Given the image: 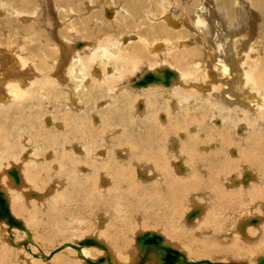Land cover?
Returning <instances> with one entry per match:
<instances>
[{
	"label": "bare ground",
	"instance_id": "6f19581e",
	"mask_svg": "<svg viewBox=\"0 0 264 264\" xmlns=\"http://www.w3.org/2000/svg\"><path fill=\"white\" fill-rule=\"evenodd\" d=\"M20 1L0 0V17H3L5 25L12 23L14 18L24 29L19 38L28 39L24 46L19 47L17 43L18 47L13 46L11 35L3 34L5 30H1L6 45H0V109L13 104L17 108L20 106L17 110L27 107L22 104L27 96L43 88L47 90L45 84L52 82L63 85L69 102L65 103L68 115L63 122L54 120V109L49 110L51 116L45 118L31 112L35 126L43 130L34 131L37 142L36 138L33 141L26 137L23 131L18 132L15 140H9L8 134L0 133V145L3 146L0 147V190L6 196L11 214L25 227H12L8 231L6 223L0 221V264H87L84 258L96 260L105 255V251L97 246H79L78 241L86 237L101 242L116 264H133L138 252L135 237L144 231L136 230L134 234L133 227L137 222L144 228L161 229L163 226L177 233L178 236L162 234L157 229L145 230L162 235L188 260L204 258L210 262H221L211 258L217 252L238 259L243 256L251 259L256 253L264 252V64H258V51L255 52L248 42L253 37L258 38L257 46L262 44L264 36L260 29L264 30V13L260 15L259 11L257 14V9L250 8L249 3L253 0H134V4L133 0H128L129 5H126V0H103L110 4L103 7L106 20L103 18L104 24H95V27L100 31V27L108 29L114 25V38L105 36L96 45L91 43L94 40L80 38L69 44L63 43L62 50L53 47L60 64L50 54L51 48L39 45L42 56H39L38 67L32 62L28 65L29 61L23 59L22 51L40 38H37L34 11L10 4L30 2ZM62 1L68 6L58 5L56 9H61L64 18H69L65 19L64 29L87 36L90 27L87 28L85 22L95 14L90 10L92 0L84 3L90 11L79 15L77 28L69 22L70 17L85 0ZM254 19L260 21L255 24L256 32L253 33L249 24ZM117 20L115 26L113 22ZM83 23L86 26L81 30ZM130 26L140 31L124 35L126 31L123 33L122 30ZM63 38L67 39L66 36ZM145 57L146 69L133 80L128 79L126 71H134ZM90 67L91 82L96 88L87 90L84 83L89 80ZM162 67L176 73L170 85H133L146 71ZM47 73H50L48 79L58 76V81H44ZM72 79L79 82L73 86ZM104 83L111 98L122 91L137 93L134 94L135 100L136 95L145 98V101H136L138 109L133 106L137 119L131 128L127 122L123 123L122 119L128 117L121 113L117 115L120 129L102 134L104 127L99 125L101 120L96 113L91 114L93 121L89 122L90 127L85 123V114H79L83 111V103H77L78 91L87 90L84 95L92 97ZM70 111L77 113L71 116ZM14 113L6 128L15 126L14 130L19 131L21 116L17 111ZM104 124L108 125V121ZM0 128H3L1 123ZM139 129L145 132L142 135L131 134ZM27 148L29 152L25 151ZM11 168L17 170V183L9 174ZM75 169L80 176L74 174ZM244 173L249 177L242 183ZM54 183L57 184L54 187L59 191L58 196L53 190ZM58 183L64 186L59 187ZM203 195H207V203L201 202L205 199ZM46 205L59 217L63 213V216L67 215V223L64 222L60 229L76 230L67 237L70 241L60 240L62 242L56 247L64 246L47 259L41 254L48 255L56 247L50 250L46 245H40L32 226L38 223L37 209ZM194 209L199 213L187 220V213ZM219 214L221 219L217 217ZM95 215L99 220L94 218ZM52 218L62 221L57 216ZM253 218L258 219L256 223L248 222ZM188 221L196 223L192 225L199 229L203 225L210 236L203 234L197 239L195 229L187 232L186 236L180 235L185 233L181 225L190 228ZM220 229L229 232L230 237L223 239L218 236ZM249 234L255 236L249 237ZM28 237L29 241L23 245ZM171 237L178 238L180 243H173ZM68 243L78 246L79 250ZM131 243H134L136 251ZM255 259L256 263L258 258ZM147 261L146 264L157 262L155 259Z\"/></svg>",
	"mask_w": 264,
	"mask_h": 264
},
{
	"label": "rangeland",
	"instance_id": "374dc122",
	"mask_svg": "<svg viewBox=\"0 0 264 264\" xmlns=\"http://www.w3.org/2000/svg\"><path fill=\"white\" fill-rule=\"evenodd\" d=\"M6 1V0H5ZM15 1H17V0H15ZM19 2H21L20 0H18ZM56 2H54V1H52V0H43V1H39V0H30V2H29V0H27V2H29V3H26V1L24 2V4L25 5H23V4H20V3H15V2H12V3H10L11 4V6L12 7H17L18 8V6H19V9H24V10H29V11H34V17L36 18L35 20H36V23H35V25H36V29L38 30L37 32H38V34H41V35H38L37 34V38H40V40L39 39H36V40H33L32 42H31V44H30V48H27V50H23L22 51V53H23V59L25 60V61H29V63H27L28 65L32 62V65H34L35 67H38V66H40V64H38V60L40 61V59H39V56H42V53L40 54V52H42L41 51V49H40V47H38L39 45H42V46H44L45 47V45H46V47L45 48H48V49H52V51L50 52V54H52L53 56H54V58H55V62H57L58 61V64H60V61H59V56H58V53H54L53 52V50H54V48L55 49H58V51L59 50H62L63 49V47H61V46H63V43H64V45L65 44H69V42H72L73 40H79L80 38V40H82V39H85V40H91V41H93V42H91L92 44H94V45H96V43H97V41L98 40H100V38L102 39V38H106V37H111V38H114V35H112L113 34V31H114V25H111L110 26V28H105L106 29V31H105V29H101V27H100V31H98L97 29H96V25L95 24H97L98 26H100V25H102V23L104 24V19L106 20V16L104 15V13L102 12L103 11V9H105V8H103V7H109L110 6V4L108 3V2H106V1H103V0H92V2L93 3H91V5H92V8L90 9L91 10V12H93V13H95L94 14V16L92 15L91 17H88L87 18V21L85 22L86 23V25H88V26H86L84 23L82 24V27H81V30H82V28H84L85 29V26L88 28V27H90V29L89 30H87L88 31V34H87V36L84 34H82V32H81V34L80 33H75L73 30H72V32H74V33H71V31H66L64 28V25H65V23L67 24V21H65V19L66 18H64V16L61 14L62 13V11H61V9L60 10H57L56 8H57V6L58 5H61V6H63L64 8H66L68 5H65L64 3H63V1L62 0H55ZM116 1V0H115ZM230 2L231 1H233V0H229ZM246 1V0H245ZM248 1V0H247ZM254 1V2H253ZM253 1H250V3H249V6H250V8L251 9H254V10H256L255 12L257 13V14H259V13H261L260 15H263V11H264V0H253ZM9 2V1H8ZM39 2V3H38ZM41 2V3H40ZM86 2H89V0H85V2H83L82 4H79L78 5V10H76V9H74L75 10V13L74 14H72L71 15V17H70V23H71V25L73 26V28H77L78 27V25H80L79 24V17L80 16H83V14H85L84 13V11L86 12V13H88L90 10H89V7H87L86 8V6H84V3H86ZM255 2H259V3H256L255 4ZM56 3V4H55ZM108 3V4H107ZM126 5H129L130 4V2L128 1V0H126ZM133 4L135 3L134 2V0H133V2H132ZM12 4H14V5H12ZM20 4V5H19ZM27 4H29V7H27ZM33 6H32V5ZM55 4V5H54ZM64 4V5H63ZM115 4H116V2H115ZM255 4V5H254ZM40 5H42V7L40 6ZM108 5V6H107ZM118 5V4H117ZM252 5V6H251ZM257 5V6H256ZM27 7V9H26V7ZM55 6V7H54ZM111 6H112V4H111ZM230 6H231V9H232V7H233V5L232 4H230ZM259 6V7H258ZM53 7H54V9L55 10H57V11H55L54 9H53ZM94 7H96V8H94ZM256 7V8H255ZM30 8V9H29ZM249 8V7H248ZM52 10H54V11H52ZM83 12H82V11ZM99 10V11H98ZM101 10V11H100ZM263 10V11H262ZM10 11V10H9ZM59 11H61L60 13H59ZM260 11V12H259ZM78 12L80 13V14H78ZM157 12V11H156ZM230 13L232 12V11H229ZM259 12V13H258ZM57 13H58V15H57ZM75 15V16H74ZM80 15V16H79ZM13 16V15H12ZM42 16H44V17H42ZM46 16V17H45ZM63 17V18H62ZM87 17V16H86ZM258 17V16H257ZM262 17H264V15L262 16ZM3 18V17H2ZM1 17H0V45L2 44H4V45H6V38L5 37H3V36H5V35H2V31L3 30H5V31H3V34H10L11 35V42H12V45L13 46H19V47H21V46H24V43L26 44V43H28V39L26 40V39H24V38H22V37H20L19 38V35L20 34H22L21 33V31H23L22 29H21V27H22V25H20V23L18 22V21H16L14 18H12V23L10 22V24L9 25H5L6 23L4 22V20L2 19ZM44 18V20H42ZM46 18V19H45ZM62 18V19H61ZM104 18V19H103ZM69 18H67L66 20H68ZM38 20V21H37ZM90 20V21H89ZM96 20V21H95ZM102 20V21H101ZM3 21V22H2ZM260 21V19H254V20H250V28L253 30V33L254 32H256V25H257V22H259ZM68 22V24H70ZM91 22V23H90ZM92 22H93V24H92ZM107 22H109V21H107ZM107 22H105V23H107ZM118 22V20L115 22H113V24H115V26H116V23ZM253 22V23H252ZM19 23V24H18ZM37 23H38V25H37ZM89 23H90V25L92 26H89ZM99 23V24H98ZM61 24V25H60ZM74 24H76V26H74ZM78 24V25H77ZM256 24V25H255ZM18 25H20V28H18L19 26ZM44 25V26H43ZM47 25H49V26H47ZM108 25H109V23H108ZM11 26V27H10ZM45 27L48 29H45ZM51 27V28H50ZM57 27H59V28H57ZM104 27V26H103ZM1 28H4V29H1ZM42 29V30H41ZM62 29V30H61ZM66 31H64V30ZM66 29H67V27H66ZM128 29V30H127ZM2 30V31H1ZM49 30H51V31H49ZM69 30V29H68ZM41 31V32H40ZM61 31H64L63 33L61 32ZM91 31V32H90ZM109 31V32H108ZM123 33H124V35H127V34H131V33H136V32H138V31H140V29L139 30H137V29H133L131 26L130 27H126V28H124L123 30ZM136 31V32H135ZM264 30H261L260 29V32H262V35L264 36V32H263ZM27 32V31H26ZM46 32V33H45ZM48 32V33H47ZM142 32V34H143V36H146L145 35V33L143 32V31H141ZM47 34V35H45V34ZM52 33V34H51ZM106 33H109L108 35L106 34ZM43 34H44V36H43ZM59 34V35H58ZM63 34V35H62ZM68 34V35H67ZM72 34V35H71ZM50 35V36H49ZM54 35V36H53ZM61 35V36H60ZM90 35V36H89ZM110 35V36H109ZM2 36V37H1ZM17 36V37H16ZM41 36V37H40ZM46 36V37H45ZM56 36V37H55ZM67 37V39L66 40H64V38L63 37ZM70 36V37H69ZM106 36V37H105ZM160 34L158 35V38H160ZM45 37V38H44ZM84 37V38H83ZM92 37V38H91ZM43 38L44 39H46V40H43ZM50 38V39H49ZM55 38V39H54ZM72 38V39H71ZM94 38V39H93ZM60 39V40H59ZM69 39H71V40H69ZM257 39L258 38H253V37H251V39L250 40H248V42H249V44H250V46L254 49V51L256 52V50L258 51V64L260 65V66H262L263 64H264V55L262 54L263 53V51H264V40H262V44H260L259 46H257ZM57 40V41H56ZM42 41V42H41ZM52 42V43H51ZM16 43H17V45H16ZM58 43V44H57ZM254 43H255V45H254ZM35 44V45H34ZM49 44H51V46L49 45ZM60 44V45H59ZM52 45H54V46H52ZM55 45H56V47H55ZM17 46V47H18ZM41 46V48H43V49H45L44 47H42ZM255 46H257V49L256 48H254ZM5 47V46H4ZM54 47V48H53ZM114 49V48H113ZM113 49H111V51H113ZM260 50V51H259ZM8 51V50H7ZM25 51V52H24ZM32 53H31V52ZM39 51V52H38ZM114 51H115V49H114ZM47 52V51H46ZM18 53V52H17ZM25 53V54H24ZM261 54V55H260ZM31 55H33V56H31ZM57 56H58V58H57ZM262 56V57H261ZM34 57V58H33ZM260 57V58H259ZM36 59V60H35ZM260 59V60H259ZM263 61H262V60ZM145 60H147L146 59V57L143 59V61H142V59H141V61H140V64H138L137 66L138 67H136L135 69H134V71L132 70H130L129 68H128V70H130L129 71V73H128V71H126V73H125V75H126V77L128 78V79H134V78H136L137 76H139L140 75V73L141 72H143V70H145L146 69V67L144 66V65H146V62L147 61H145ZM34 63V64H33ZM263 63V64H262ZM128 66H130V64H128ZM143 66V67H142ZM62 67H59V69H61ZM55 69V68H54ZM90 70H92V68L90 67L89 68V74L87 75V77L89 78V80H87L86 79V82L84 83V85H85V87L87 88V90H88V88H96V86H95V84L93 83V82H91V81H93L92 80V75H90V74H92V71L90 72ZM149 71H151V70H149ZM86 72H88V71H86ZM85 72V73H86ZM130 72L132 73V74H130ZM53 73V72H52ZM139 73V74H138ZM50 73H47V75H46V77L44 78V79H46V80H44V81H54V79L55 80H57V77L58 76H52V79L51 78H47V76L49 75ZM38 76V75H37ZM91 76V77H90ZM59 78V77H58ZM108 80H110V79H108ZM107 80V81H108ZM58 81V80H57ZM59 81H62V80H59ZM111 81H115V80H111ZM79 81H76L75 79H72L71 80V84L74 86L75 85V83H78ZM117 82V81H116ZM121 81H118V83H120ZM51 86H50V85ZM49 84H45V87H46V89L47 90H45L44 88L43 89H41V90H37V92L35 93V94H33L32 96L31 95H29V96H27V98L24 100V102L22 103V104H25V105H28L27 107H24V108H21V109H19V110H17L18 108H17V105L16 104H13L12 106H9L8 107V105H7V107L5 106V107H3V108H1L0 109V123H1V125H2V127L4 128H0V133L1 134H8L7 135V139H9V140H15V138H16V136H18L19 135V133L18 132H22L23 131V134L26 136V137H30V139L31 140H35V136H34V131H41V132H43V130H41L38 126H35V122H34V120H33V115H31V112L32 113H38V114H41L42 115V118L44 117H48V116H51L50 115V112H49V110H52V109H54L53 110V114H52V117L54 118V120L55 121H58V122H63V121H66V118H65V116L66 115H68L67 114V108L65 107V103H68L69 102V99H68V93L63 89V85H60L59 83H49ZM48 87H47V86ZM107 84H102V86L100 87V88H98L97 89V92L95 93L96 95H94V96H90V97H88V96H86V95H84L86 92H87V90H79L78 91V93H77V97H78V104L79 105H82V103H83V111L82 112H79V114H85V117L87 118L86 120H85V123L88 125V127H90L89 126V122H91L92 123V121H93V117H92V115L91 114H94V113H96V115L98 116V120L100 119L101 121L100 122H98L99 123V125H101V124H103V125H101V127H104V131L102 132V134H109V133H111V132H113V129H115V131L116 130H118V129H120V127H118V124L120 123V119H119V117H117V115L118 114H121V113H123L124 114V116L125 117H128V118H126V119H122L123 120V123H125V122H127V126H128V128H131L132 126H133V124H134V122H135V120L137 119L135 116H134V114H133V111H134V109L135 108H137L138 109V107H137V100L138 101H145V98H143L142 96H138V95H136L137 97H136V100H135V98H134V94H137V93H134V92H131V91H122V92H120L117 96H113L112 98L111 97H109L108 96V92H107V90H106V88H105V86H106ZM94 86V87H93ZM39 88V86H36V88ZM55 87V88H54ZM54 89V90H53ZM102 89V90H101ZM137 90V89H136ZM40 92L43 94V95H41L40 94ZM137 92V91H136ZM39 93V94H38ZM65 93V94H64ZM103 94V95H102ZM126 94V95H125ZM36 95V96H35ZM31 96V97H30ZM39 96V97H38ZM128 96V97H127ZM49 97V98H48ZM107 98V99H106ZM117 98V99H116ZM40 101H39V100ZM105 99V100H104ZM124 99V100H123ZM140 99V100H139ZM37 100H38V102H37ZM99 100V101H98ZM104 100V101H103ZM108 100V101H107ZM97 101V102H96ZM116 101H117V103H116ZM134 101V102H133ZM102 102H109L108 104L109 105H105V104H101ZM35 104V105H32L31 106V104ZM36 103H38L37 105H36ZM97 103H100L99 105H97V107H96V104ZM21 104V105H22ZM49 104H50V106H49ZM114 104H115V107H112V106H114ZM111 105V106H110ZM130 105H132V106H130ZM47 106V107H46ZM104 106V107H103ZM118 106V107H117ZM133 106H134V109H133ZM63 107V108H62ZM106 107V108H105ZM131 107V108H130ZM50 108V109H49ZM107 108H108V110H107ZM110 108V109H109ZM91 110H93L92 112H91ZM120 110V111H119ZM17 111V113L18 114H20V116H21V121H20V128H18V130L19 131H16V130H14V128H15V126H13V128L11 127H9V129L8 128H6V126H7V122H9L10 120H12L13 118H14V112H16ZM67 111V112H66ZM108 111V112H107ZM160 113H164V111H159ZM77 112H73V111H70V114H71V116H73L74 114H76ZM90 113V114H89ZM109 113H111V114H109ZM129 113V114H128ZM108 114V115H107ZM95 115V114H94ZM102 115V116H101ZM133 115V116H132ZM7 116V118H5ZM123 116V117H124ZM91 117H92V119H91ZM5 119V120H4ZM8 120V121H7ZM87 120H90V121H87ZM3 121V122H2ZM4 121H6L5 123H4ZM105 121H108V125H106V124H104L105 123ZM134 121V122H133ZM102 122V123H101ZM5 124V125H4ZM113 124V125H112ZM116 124V125H115ZM112 125V126H111ZM31 127V128H30ZM39 128V130H36V129H38ZM16 129V128H15ZM8 130V131H7ZM112 130V131H111ZM4 131V132H3ZM145 132V130L144 129H139L137 132H131V134L132 135H138V134H143ZM18 133V134H17ZM79 134H81L80 132H79ZM15 136V137H14ZM45 136V135H44ZM36 142H37V138H36ZM40 142V141H39ZM0 147H2L3 148V146L2 145H0ZM17 148V147H16ZM29 148H27V150H25V151H28L29 152V150H28ZM14 150H15V148H14ZM19 152L20 150H16V152ZM20 153V152H19ZM24 155H25V153H24ZM23 157H21V159H22ZM69 161V160H68ZM13 163V162H12ZM19 163H20V161H19ZM83 164V163H82ZM82 164H79V166H82ZM11 166L13 165V164H10ZM10 166V167H11ZM9 167V168H10ZM69 169H71L72 170V168L70 167ZM74 174L75 175H77V176H80V173L79 172H77L76 171V169L74 170ZM64 184V183H63ZM57 184H53V187L54 186H56ZM58 186L59 187H63L64 185H61V183H58ZM2 190V189H1ZM53 190H56V188L54 187L53 188ZM34 191H36V188L34 189ZM37 191H42V190H38L37 189ZM55 195L56 196H58L59 195V191L57 192V190H56V192H55ZM197 197H201V196H197ZM202 198L204 199V200H202ZM202 198H198L199 200H202L201 202L202 203H207V195H203L202 196ZM46 207H47V205H46ZM46 207H44L43 209H37V212H38V223H34V224H32V226H33V230H34V233H36L35 234V238H36V241H38V243L40 244V245H42V246H45L46 248H49L50 250L51 249H53L54 247H56V245H58V244H60L62 241H67V240H69L67 237L69 236V235H71V234H73L74 232L73 231H76L75 229H72V230H67V229H65V228H62V229H60L63 225H64V222H66V217H67V215H64L63 216V214H60V217H59V215H55V213H54V211H52V209H50V208H46ZM49 209V210H48ZM45 210H46V212H45ZM48 211H49V213H48ZM48 213V214H47ZM42 214V215H41ZM95 214V213H94ZM23 214H19V216H22ZM183 215V214H182ZM257 215V214H256ZM24 216V215H23ZM49 216V217H48ZM51 216V217H50ZM55 217V216H57V218L59 219V218H62L61 220L63 221H60V222H57V221H54V219L52 218V217ZM66 216V217H65ZM104 217H105V215H103ZM140 216V215H139ZM255 216V215H254ZM253 216V217H254ZM258 216H260L259 214H258ZM217 217H219L220 218V214L217 216ZM224 217V215L222 214V212H221V218H223ZM252 217V216H251ZM261 217V216H260ZM95 219H96V215H95V217H94ZM183 218V216L181 217V219ZM220 218V219H221ZM96 220H99V219H96ZM137 220L139 221L140 220V218L138 219L137 218ZM136 221V220H135ZM142 221V220H141ZM183 221V220H182ZM184 221L186 222V220L184 219ZM178 222V223H177ZM67 223V222H66ZM65 223V225H67ZM176 223L177 224H179V221L177 220L176 221ZM187 223H189V224H191L190 225V228H188V227H186V226H182L181 225V227L184 229V231H185V233H183V234H180V235H183V236H186V234H187V232H192V231H195L194 233H195V238H197V239H199L200 238V235H208V236H210V233L208 232V230L207 229H203V225H200V228L202 229H199V228H197V225H192V224H196V223H192V221H188ZM52 224H54V226L52 225ZM95 224H97V223H95ZM39 225V226H38ZM97 225H99V224H97ZM141 225H142V223L141 224H139L138 225V222L136 223V225L133 227V230H134V234L135 233H137L138 232V230H140V229H143L144 231L145 230H149V229H151V230H156L157 229V227H145L144 228V226H142L141 227ZM96 226V225H95ZM100 226V225H99ZM195 226V227H194ZM137 227V228H136ZM38 228V229H37ZM59 228V229H58ZM149 228V229H148ZM193 228V229H192ZM40 229V230H39ZM77 229V228H76ZM188 229V230H187ZM195 229V230H194ZM79 230V229H78ZM136 230H137V232H136ZM142 230V231H143ZM161 231L162 232V234L163 233H165L166 235L167 234H171V235H177V233H174V232H172L171 230H169V229H166L165 227H163V226H161V229H157L156 231ZM202 231V232H200V231ZM207 230V231H206ZM221 230H223V229H220L219 231H218V236H220L221 235V238H223V239H228L230 236V233L229 232H225V231H221ZM67 231H69V233L66 235L65 234V232H67ZM140 232V231H139ZM161 232H159V233H161ZM198 232V233H197ZM200 232V233H199ZM204 232V233H203ZM221 232V233H220ZM225 232V233H224ZM42 233V234H41ZM47 233V234H46ZM55 233V234H54ZM92 233L94 234L95 232H93L92 231ZM202 233V234H201ZM224 233V234H223ZM48 234H49V236H48ZM89 234H91V233H89ZM179 234V233H178ZM197 234V235H196ZM248 234V233H247ZM46 236V238L44 237V236ZM250 235V236H249ZM248 236L249 237H253V236H255V234H249ZM6 236H9L8 234H6ZM55 236V237H54ZM165 236V235H164ZM178 236V235H177ZM226 236V237H225ZM64 237H66V238H64ZM70 237V236H69ZM225 237V238H224ZM47 238H49L50 240H45V239H47ZM167 238V237H166ZM172 238V237H171ZM44 239V240H43ZM70 239H72V237L70 238ZM73 239L74 240H76L74 237H73ZM172 239H174L173 240V243H176V244H179L180 243V240L178 239V238H172ZM60 240H62V241H60ZM179 240V241H178ZM70 241V240H69ZM178 241V242H177ZM42 244H41V243ZM51 242V243H50ZM44 243H46V244H44ZM172 243V242H171ZM53 244H55V245H53ZM133 245V246H132ZM222 245H225V243H223ZM131 246L132 247H134V243H131ZM179 246V245H178ZM45 247H42V248H45ZM186 248V247H185ZM134 249H135V247H134ZM135 251H136V249H135ZM184 251V250H183ZM219 253V254H218ZM220 253L221 252H217V253H214V254H212V256H211V258H213V260H218V261H226V262H229V261H245L246 259V261H247V263H248V261H251V262H249L250 264H254L255 263V258L257 257H260V256H264V252H258V253H256L253 257H251V259H250V257H247V256H243V257H239V259H238V257H234V256H231V255H229V254H225V253H221V255H220ZM214 255V256H213ZM260 255V256H259ZM224 256V257H223ZM204 257V256H203ZM205 258H207V259H209L210 258V256H206L205 255ZM210 258V259H211ZM202 259H204V258H202ZM224 259H226V260H224ZM243 259V260H242ZM255 259V260H254ZM245 261V262H246ZM119 263V262H118ZM121 263V262H120Z\"/></svg>",
	"mask_w": 264,
	"mask_h": 264
},
{
	"label": "water",
	"instance_id": "95a60500",
	"mask_svg": "<svg viewBox=\"0 0 264 264\" xmlns=\"http://www.w3.org/2000/svg\"><path fill=\"white\" fill-rule=\"evenodd\" d=\"M176 73L169 69L168 67H162L161 69H156L155 71H146L139 79L133 82L135 87L146 86L149 83H160L164 86L170 85V82L173 78H175ZM10 176L14 179L13 181L17 183L19 181L17 170L15 168H11L9 172ZM249 176L247 173H244L242 183L246 182V178ZM199 213L198 209L191 210L187 213L186 219L191 220L193 216ZM258 219L253 218L249 219L248 222L256 223ZM0 221H4L8 226V231L12 227H16L19 229H25L22 222L15 218L8 207V201L4 193L0 190ZM28 239L23 242V245H26L29 241ZM69 246L79 250L78 246H74L71 243H68ZM78 245H93L97 246L100 249L105 251V255L97 258L96 260H91L90 258H84L87 264H102V262L106 261L107 264H116L113 260L110 259V256L107 252L106 247L99 241L94 238L86 237L78 241ZM135 245L138 249L136 254V261L133 264H146L151 259H155L156 264H198V263H207V264H248L246 262H210L206 259L200 260H188L185 254L179 251L176 247H173L168 241L164 239V237L158 234L155 231H143L138 233L135 237ZM64 246V245H62ZM56 247L50 254L43 255L42 258H49L52 254L56 253L58 250L62 248ZM29 251V250H28ZM34 257H38V255H33ZM255 264H264V256L258 257Z\"/></svg>",
	"mask_w": 264,
	"mask_h": 264
}]
</instances>
